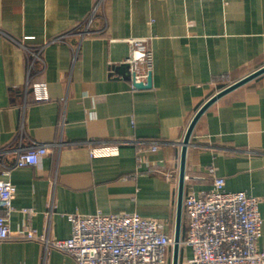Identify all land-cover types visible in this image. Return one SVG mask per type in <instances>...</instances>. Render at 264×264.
<instances>
[{"label": "crops", "instance_id": "obj_1", "mask_svg": "<svg viewBox=\"0 0 264 264\" xmlns=\"http://www.w3.org/2000/svg\"><path fill=\"white\" fill-rule=\"evenodd\" d=\"M95 2L0 0V179L17 187L14 235L32 227L67 238L68 215L98 211L154 218L173 235L189 123L221 87L216 76L237 81L264 65V0H105L82 37ZM130 37L148 38L150 87H133L114 69L130 57ZM40 82L48 98H36ZM136 140L159 148L138 152ZM36 143L50 151L38 164L15 166ZM103 145L115 151L92 154ZM216 176L228 190L264 196V73L218 98L196 123L184 197L211 189ZM260 211L264 220V201ZM187 220L183 208L182 238ZM191 256L181 245L179 264ZM0 264L76 262L43 241L12 237L0 239Z\"/></svg>", "mask_w": 264, "mask_h": 264}, {"label": "built area", "instance_id": "obj_2", "mask_svg": "<svg viewBox=\"0 0 264 264\" xmlns=\"http://www.w3.org/2000/svg\"><path fill=\"white\" fill-rule=\"evenodd\" d=\"M104 2L96 0L80 32L82 37L92 33L91 24ZM67 35H59L48 43L63 40ZM128 41L132 52L126 61L130 63L132 78L140 81L152 72L153 51L146 37H130ZM213 81L221 86L217 92L235 82L225 74L216 76ZM34 87L42 91L37 99L49 97L45 82L35 83ZM136 142L138 152L159 148L151 141L152 144L146 140ZM48 151V144L36 143L17 154L15 166L38 164ZM91 151L93 155L112 153L115 147L103 145ZM225 183L224 177L216 176L211 189L184 197L188 220L181 245L192 249L191 264H264V249L259 247L264 222L260 205L264 196L251 195L244 190L231 191L226 189ZM16 191L11 180L0 179V239L40 240L46 249L68 253L76 264H168L173 235L166 231L162 221L138 213L106 214L98 211L87 215L70 214L72 232L67 238L39 235L32 227L14 235L10 229V217L15 210ZM23 210L32 212V209Z\"/></svg>", "mask_w": 264, "mask_h": 264}, {"label": "water", "instance_id": "obj_3", "mask_svg": "<svg viewBox=\"0 0 264 264\" xmlns=\"http://www.w3.org/2000/svg\"><path fill=\"white\" fill-rule=\"evenodd\" d=\"M116 70H119L120 73L124 74L125 77L132 80V84L136 88H146L152 85V72L145 77H143L140 81H136L135 78H132L131 71H130V63L125 61L118 65L117 67L114 66ZM121 70V71H120ZM264 73V65L259 69L253 71L252 73L246 75L245 77L235 81L231 85L225 87L224 89L220 90L219 92L212 95L195 113L194 117L192 118L185 136L182 140V150H181V161H180V174H179V188H178V204H177V216H176V225L173 234L174 243L172 246V260L171 264H179L180 262V249H181V240H182V224H183V208H184V195H185V178H186V157H187V150L188 144L190 143V139L194 128L196 126L197 121L199 120L200 116L204 113V111L218 98L222 97L223 95L233 91L234 89L242 86L246 82L254 79L255 77L259 76L260 74Z\"/></svg>", "mask_w": 264, "mask_h": 264}]
</instances>
